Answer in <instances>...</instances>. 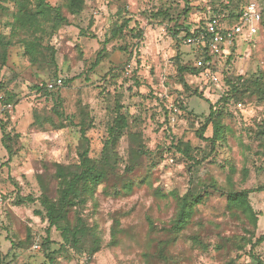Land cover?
Segmentation results:
<instances>
[{"label": "rangeland", "instance_id": "1", "mask_svg": "<svg viewBox=\"0 0 264 264\" xmlns=\"http://www.w3.org/2000/svg\"><path fill=\"white\" fill-rule=\"evenodd\" d=\"M28 1L0 0V264H264V242L252 247L264 235L261 31L246 40L244 28L236 42L231 93L230 85L204 86L191 70L196 47L183 43L213 0H85L77 16L68 0H47L70 24L48 29L37 65L11 32ZM179 66L189 69L185 84ZM119 115L127 126L113 171L70 210V228L84 234L66 243L60 230L48 233L40 198L58 197L57 166L78 164L87 147L105 167ZM218 130L223 139L213 146ZM242 190L251 191L256 223L229 204V192ZM187 195L201 200H188L192 217L182 227Z\"/></svg>", "mask_w": 264, "mask_h": 264}, {"label": "trees", "instance_id": "2", "mask_svg": "<svg viewBox=\"0 0 264 264\" xmlns=\"http://www.w3.org/2000/svg\"><path fill=\"white\" fill-rule=\"evenodd\" d=\"M250 3L246 0H213L210 1V5L204 8L205 18H208V8L210 7L214 12L223 11L227 14L228 20L231 24H238L240 22V16L244 8ZM85 0H68L65 4L67 12L73 16L80 15L85 9ZM263 21L261 23V33L264 35V7H262ZM204 21L202 26H204ZM70 21L66 14L63 13L61 7L51 5L47 0H29L27 3H21L18 11L16 12L13 22L11 24V32L15 36H23L22 43L25 50V55L28 56L32 64H36L40 61L39 56L43 54L45 46L43 44L45 37L47 36L48 29L52 33L58 32L61 28L69 26ZM202 28V27H201ZM200 28V29H201ZM197 31V30H196ZM195 32V31H193ZM193 32H189L187 36H190ZM235 47L232 49V53L225 57V67L222 73V80L219 86L224 87L231 86V93H238L237 86L232 80V73L229 72L234 60ZM43 56V55H42ZM51 60L53 62L54 58ZM2 66L7 63V53L1 56ZM205 61L211 60V57L205 56ZM102 61V54L98 55L96 62L93 64L92 69L96 68ZM205 67L192 68V72L196 76H200L204 72ZM189 69L184 66H179V73L182 77V81L185 84L184 73ZM213 70L217 72L219 66L216 63L213 66ZM239 78V77H238ZM257 84V83H256ZM214 85L212 83L204 84V86ZM2 87V86H1ZM230 98L229 96L227 99ZM225 99V100H227ZM229 100V99H228ZM242 105L238 103L237 106ZM214 112L211 113L207 120V124L202 128V132H205L208 124L214 121ZM75 127H79L82 133V137L85 133L82 131L81 124H73ZM127 126V120L123 115H119L114 121V125L108 130V139L105 142L106 155L105 167L102 169L97 163L93 162L89 157V149L83 152L80 157L79 163L76 165H70L64 167L57 166L56 177L59 180L58 197L56 199L50 198L48 195L43 194L40 198L41 204L46 212V218L49 223L48 233L51 228H56L62 232L63 240L66 243H77L78 238L84 234V228L77 226L71 229L68 223V215L71 209L76 206L82 205L86 202L87 197L92 196L94 189L97 185L104 182L109 175V171H113L112 161L114 155L115 146L118 144L119 139L124 133ZM223 139L220 136V130H218L212 138L213 146L215 142ZM85 145L89 146V141L85 137L83 138ZM107 168V169H106ZM132 185V184H131ZM131 185H127V191L132 189ZM251 191H231L228 194V201L232 208L240 210L249 220L257 222L255 213L251 207L249 195ZM199 203L201 198L195 195H187L184 198L183 205L180 209L177 224L186 226L192 217V206L188 200ZM179 227V226H178ZM264 242V235H262L252 247ZM49 240L44 243V247L48 248Z\"/></svg>", "mask_w": 264, "mask_h": 264}, {"label": "built area", "instance_id": "3", "mask_svg": "<svg viewBox=\"0 0 264 264\" xmlns=\"http://www.w3.org/2000/svg\"><path fill=\"white\" fill-rule=\"evenodd\" d=\"M262 21V8L255 2H250L244 8L238 24H231L225 12H214L210 7L208 8V18L204 26L183 39L185 45L196 47V67H205L201 74L206 79L205 84L212 83L219 86L225 67V57L231 54L238 38L245 37L244 34L242 35L243 29L250 28L245 38L248 40L249 36H255L261 31ZM205 56L211 57V60L205 61ZM216 63L219 66L217 72L213 70ZM1 86L2 79H0V88ZM238 107L242 108V105Z\"/></svg>", "mask_w": 264, "mask_h": 264}]
</instances>
